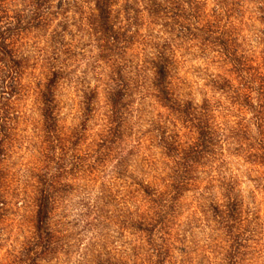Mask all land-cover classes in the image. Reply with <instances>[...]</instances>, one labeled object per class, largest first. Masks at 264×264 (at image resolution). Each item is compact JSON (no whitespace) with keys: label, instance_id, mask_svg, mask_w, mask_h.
Wrapping results in <instances>:
<instances>
[{"label":"rangeland","instance_id":"obj_1","mask_svg":"<svg viewBox=\"0 0 264 264\" xmlns=\"http://www.w3.org/2000/svg\"><path fill=\"white\" fill-rule=\"evenodd\" d=\"M207 2L203 10L211 11L215 0ZM126 5H131L128 11ZM147 6L148 0H116L114 20L117 26L125 25V29H130L128 34L132 36L118 51L120 55L117 51L107 53L102 49L103 43L88 20L93 14L91 1L78 0V6L72 7L65 19L58 16L52 21L49 31L60 22L67 23L66 47L60 55L64 74L55 90L59 140L44 136L35 85L39 80L45 82L49 74L46 62L38 53L39 48L49 43V36L34 33L23 42L31 50L24 79L28 87L12 104V112L18 119L5 144L6 156L0 162L3 170L0 182V263L8 262L10 252L18 249L20 242L31 236L34 230L37 212L34 177L46 163L53 172L61 165L64 170L58 173L51 215L55 234L61 241L56 252L42 264H93L97 258L114 260L119 254L130 255L131 249L139 244L141 233L133 226L138 219L134 213H143L151 204L139 191L140 187L134 185V180L145 183L152 180L155 168L147 163L149 160L156 159V167L161 172H168L174 165L173 159L166 157L164 149L158 145V132H154L153 127L161 125L176 130L183 141L194 136L190 124L180 121L177 114L164 107L152 94L151 66L144 63L153 57L158 42L168 40L177 60L173 77L178 86L177 94L199 104L205 97L212 99L219 144L212 155L195 166L196 179L184 192L175 232L181 235L186 231L187 244L194 248V264H230L228 250L231 242L223 219L228 204L237 198L241 221L236 227L247 239L235 262L264 264V152L259 148L255 150L257 157H249L245 149H239L236 140L222 124L232 127L235 121H242V117L249 120L253 116L252 109L231 102L224 92L206 85L209 74L222 70L219 64H206L205 58L212 61L216 53L203 52L192 41L177 38L170 33L171 25H162L171 21L151 16ZM128 13L130 20L126 21ZM249 16L248 11L242 18L247 24H239L243 29L240 34L246 38L242 43L248 50L258 46L254 49L259 52L262 45L253 40L259 38L262 24L256 19L248 21ZM141 64L147 68L139 69ZM119 66L123 76L132 84L121 152L126 159L122 169L127 176L120 178L115 173L120 158L116 151L89 175L83 171L80 159L86 142L96 138L104 126L109 111L106 94L113 83L112 78H118ZM92 91L95 93L94 111L85 133L82 102ZM260 98L264 103V95ZM253 102L256 105L259 101L254 98ZM150 122H154L153 125ZM253 128L252 136H264ZM230 176L236 178L232 190L225 186Z\"/></svg>","mask_w":264,"mask_h":264},{"label":"trees","instance_id":"obj_2","mask_svg":"<svg viewBox=\"0 0 264 264\" xmlns=\"http://www.w3.org/2000/svg\"><path fill=\"white\" fill-rule=\"evenodd\" d=\"M90 1L93 14L88 20L103 43L102 49L107 53L118 52L132 36L128 34L130 29H125V25L117 26L114 20L116 0ZM207 1L148 0L146 10L155 18L170 20L171 23L162 25H171L170 33L177 38L192 41L203 52L210 50L216 53L212 61L205 58L208 61L206 64H219L222 70L209 74L206 85L224 92L227 99L238 102L237 105L250 106L253 116L249 120L242 117V121H235L232 127H227V123L222 124L236 140L239 149H245L249 157H257L255 150L260 148L264 152V136H252L253 126L260 131V135L264 134V103L260 98L264 95V0H215L211 11L203 10ZM77 6L78 0H0V162L6 156L5 144L18 119L17 114L12 112V104L28 87L24 79L30 65L31 50L23 42L34 33L42 32L49 36V43L38 50L46 62L49 74L45 82L39 80L35 83L42 131L46 138L60 139L57 133L59 108L55 90L64 74L60 55L66 47L64 35L67 23L60 22L52 31L49 29L55 18L61 16L65 19L69 10ZM130 7L126 5L125 9L128 11ZM248 11V21L256 19L262 24L259 38L253 40L262 45L259 52L254 49L258 46L248 50L242 43L246 38L240 34L243 29L239 24L244 25L242 18ZM129 15L126 21L130 20ZM154 48L153 57L144 63L151 66L152 94L164 107L177 114L180 121L190 124L194 136L189 141H183L180 132L176 130L171 131L161 125L153 127V131L158 132V145L164 149L166 157L173 159L174 165L168 172H161L156 167L157 160H149L147 163L155 168L152 180L146 183L134 180V185L140 187L139 191L151 205L143 213H134L138 219L133 226L141 233V238L139 244L131 249V254H119L118 258H114L115 261L97 258L93 264H194V248L187 244L186 231L181 235L176 234L175 225L183 205L184 192L196 179L195 166L200 160L212 155L219 145L216 139V115L210 97H205L199 104L192 98L183 99L177 94L178 86L173 79L177 60L168 40L158 42ZM144 64L138 66L139 69L147 68ZM116 74L118 78H112L113 83L109 85L106 94L109 111L104 126L96 138L86 142L84 155L80 159L83 171L89 175L103 166L116 151L120 158L115 173L120 178L127 176L122 169L126 159L121 152L131 106L132 84L123 76L120 66ZM94 95V91L87 93L82 102L85 133L94 111ZM254 98L259 101L256 105ZM238 110L243 112L241 108ZM150 123L153 125L154 122ZM62 169L63 165L53 172L46 163L34 177L37 206L34 230L31 236L20 242L18 249L14 248L10 252L11 259L0 264H42L58 249L61 240L55 234L51 215L58 173ZM2 172L0 168V182ZM223 178L226 179V176ZM227 181L225 186L234 189L236 178L230 176ZM232 201L228 204L229 209L223 222L230 236V264H237L235 258L247 238L236 227L241 221V212L237 198Z\"/></svg>","mask_w":264,"mask_h":264}]
</instances>
